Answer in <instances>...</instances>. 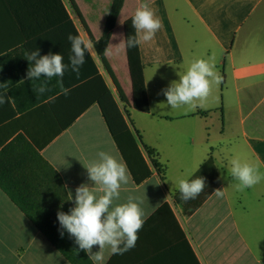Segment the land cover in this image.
<instances>
[{"label":"crops","instance_id":"0c3cea01","mask_svg":"<svg viewBox=\"0 0 264 264\" xmlns=\"http://www.w3.org/2000/svg\"><path fill=\"white\" fill-rule=\"evenodd\" d=\"M61 3L72 27L62 19L57 23L49 0H0V84H7L0 91L10 97L0 107V151L19 138L38 149L61 176L69 199L72 194L73 207L79 185L99 187L84 167L98 152L125 165L128 184L114 203L139 197L146 219L136 246L122 255L106 249L104 264L149 259L151 264H190L192 255L198 264H264V180L241 191L230 173L235 158L264 173V0H124L104 55L129 102L123 24L145 4L163 24L152 41L138 45L149 113L128 108L132 125H127L156 152L164 173L161 178L139 145L150 175L138 184L96 101V72L116 102L118 98L95 47L86 52L79 75L65 71L62 87L54 77L51 91L37 95L33 87L40 81L26 78L30 62L25 53H59L68 64L69 34L90 41L102 36L112 0H74L79 16L65 0ZM197 59L213 64L223 83L213 85L196 107L172 109L162 89L178 81ZM209 156L216 173L208 172L200 205L185 216L174 197L179 180H190ZM216 189L224 191L223 197L214 194ZM163 206L171 216L165 212L153 217ZM97 251L99 246H93ZM0 264H69L1 190Z\"/></svg>","mask_w":264,"mask_h":264},{"label":"clouds","instance_id":"9594fccd","mask_svg":"<svg viewBox=\"0 0 264 264\" xmlns=\"http://www.w3.org/2000/svg\"><path fill=\"white\" fill-rule=\"evenodd\" d=\"M134 36L127 37L126 47L132 48L141 42L152 41L155 34L162 29L163 24L152 9L146 4L136 9L132 17ZM71 42V55L68 64L64 63L62 54L49 53L41 56L39 50L25 53L30 62L26 78L30 81H40L33 87L37 95L51 91L49 82L59 77L58 84L63 86V76L67 69L79 75L80 68L85 63L86 52L94 48V44L80 35L69 34ZM178 81H172L166 89H162L167 105L172 109L182 106L196 107V102L205 101L211 94L213 85L219 86L222 77L214 70V65L204 59L194 60ZM41 77H44L41 80ZM7 84H0L6 88ZM67 93V89L64 90ZM10 102L5 91H0V107ZM231 177L238 181L237 187L243 191L252 188L264 180V173L258 167L239 158L230 161ZM84 166V165H83ZM88 177L98 185V188L81 184L75 190L74 207L69 212H57L61 237L66 231L74 237L78 251L88 254L95 264H104L105 250L111 254L122 255L136 246L138 233L142 229L146 213L142 207L144 201L139 197L129 195L127 202L114 203L119 200L122 185L128 184V174L125 165L107 152L97 153V159L89 162L87 166ZM181 198L187 202L197 198L206 187V179L197 177L191 181L179 180ZM102 193L96 195V193ZM214 194L223 197L224 191L216 189ZM73 199L70 193V201ZM99 246V251L93 252V246Z\"/></svg>","mask_w":264,"mask_h":264},{"label":"trees","instance_id":"16d2710c","mask_svg":"<svg viewBox=\"0 0 264 264\" xmlns=\"http://www.w3.org/2000/svg\"><path fill=\"white\" fill-rule=\"evenodd\" d=\"M65 1L69 8L79 16L74 0ZM123 2L124 0H112L101 38L98 40L91 38L97 56L112 82L121 106L116 102L112 92L106 87L97 72L95 94L101 115L111 137L133 181L138 184L150 175L141 157L139 145L145 150L152 166L161 178H163L164 168L162 169L158 165L155 158L156 152L142 143L139 132L135 130L131 132L127 125V121L132 125L127 111L128 108L141 113H149L143 78V65L140 62L138 45L132 48L126 47L127 37L135 35V30L132 27V17L123 24L125 54L131 84V102L127 100L104 55ZM48 5L56 11L57 23L60 24V19H62V24L72 27V22L61 0H49ZM54 19L53 15L51 22L54 23ZM199 114L207 115L208 112ZM209 171L213 174L216 173L211 156L205 160L189 181L197 177L205 178ZM0 190L69 264H93L84 251H78V245H76L74 237H71L66 231H64L63 237L60 235V231H63V229L60 228L57 220V212L67 213L73 207L61 176L40 156L38 149L22 138L9 143L0 151ZM174 197L175 202L181 205L185 216H189L202 201L198 196L185 202L181 198L179 190ZM165 212L171 216L168 207L163 206L153 217L162 216ZM135 264L151 263L149 259V261ZM190 264H198L193 255Z\"/></svg>","mask_w":264,"mask_h":264},{"label":"rangeland","instance_id":"374dc122","mask_svg":"<svg viewBox=\"0 0 264 264\" xmlns=\"http://www.w3.org/2000/svg\"><path fill=\"white\" fill-rule=\"evenodd\" d=\"M216 86V85H215Z\"/></svg>","mask_w":264,"mask_h":264}]
</instances>
